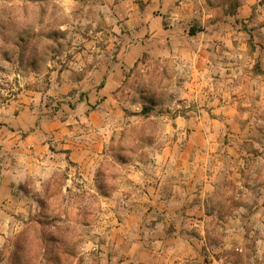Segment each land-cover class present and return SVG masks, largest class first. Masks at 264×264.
Returning a JSON list of instances; mask_svg holds the SVG:
<instances>
[{"label":"crops","instance_id":"0c3cea01","mask_svg":"<svg viewBox=\"0 0 264 264\" xmlns=\"http://www.w3.org/2000/svg\"><path fill=\"white\" fill-rule=\"evenodd\" d=\"M10 4L29 50L0 99V206L70 165L101 212L99 264H264V0ZM44 29L66 59L34 58ZM135 79L174 99L147 108ZM133 128L152 136L131 152Z\"/></svg>","mask_w":264,"mask_h":264},{"label":"rangeland","instance_id":"374dc122","mask_svg":"<svg viewBox=\"0 0 264 264\" xmlns=\"http://www.w3.org/2000/svg\"><path fill=\"white\" fill-rule=\"evenodd\" d=\"M10 3L11 0H0V99L11 96V89H14L12 74L17 71H25L23 58L29 50L24 46L26 38L23 37V41H19L21 38L15 32V28L21 22L20 20L16 21L14 15L18 13L20 17L21 11ZM37 20L38 17H36L35 12L34 23L29 25L28 22V26L35 28ZM53 24L52 21H48L46 28L52 29ZM49 34H51L50 31L46 29L39 34L34 32V52L32 53L34 58L42 55L54 58L57 54H61L66 59L69 52L68 49L64 48V45L67 44L65 32L61 33L63 34L62 42H60L61 47L58 49L53 48L51 40L49 42L42 38V36L45 38ZM30 37L28 35L29 39ZM48 45L50 46L47 47ZM35 67L41 68V65L35 63ZM133 82L137 94L139 92L145 93L144 102L147 108H150L153 104L163 106L174 99L172 94L160 87V81H147L150 86L146 88L145 92L140 91L143 88V86L141 88V81H139V85L138 79L133 80ZM154 82L158 85L156 89L154 88ZM161 111L162 108L155 111V113H148L150 114L148 122L150 127L155 126L156 116L161 114ZM150 133V128L142 129L141 132L133 128L129 134L124 136L126 137V143L129 142L127 144L128 149L134 152L139 140L143 143H149L152 136V134L149 135ZM101 166L104 169L107 168L108 174L99 178L98 182L101 190L107 191L109 184L114 182L118 174L114 165L109 167L104 163ZM106 178L109 180L108 183ZM66 187L69 190L67 192L64 191ZM89 187V184L77 179L74 168L70 165L65 166L54 176L42 181L40 184L34 178H26L20 182L16 189L17 192L13 193H16L15 198L20 197L21 199L16 201L13 208L0 206V261H6L8 257L6 250L11 248L13 251V244L18 240L21 233L26 230L28 223L41 220L48 224L45 228L49 232H54L51 229L52 226H56L61 230L62 244L64 245L61 251L66 252V255H62L59 264H99V254L102 251L100 246L105 243V235L99 237V234H95L96 228H98L96 222L101 212L99 213V208L96 206V197L88 191ZM36 189L38 191H35ZM28 212L29 214H27ZM46 238H48L47 235Z\"/></svg>","mask_w":264,"mask_h":264},{"label":"trees","instance_id":"16d2710c","mask_svg":"<svg viewBox=\"0 0 264 264\" xmlns=\"http://www.w3.org/2000/svg\"><path fill=\"white\" fill-rule=\"evenodd\" d=\"M47 223L41 220H34L28 223L26 230L21 233L18 240L13 244V251H7V259L0 264H59L64 247L61 230L52 226L54 232L47 230ZM46 235L48 238H46ZM5 251V252H6Z\"/></svg>","mask_w":264,"mask_h":264}]
</instances>
